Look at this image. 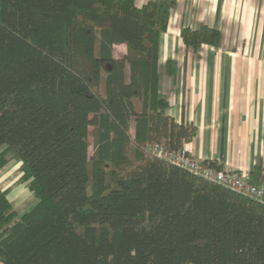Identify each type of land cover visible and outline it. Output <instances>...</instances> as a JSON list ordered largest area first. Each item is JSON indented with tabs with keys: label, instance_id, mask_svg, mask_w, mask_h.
<instances>
[{
	"label": "trees",
	"instance_id": "trees-1",
	"mask_svg": "<svg viewBox=\"0 0 264 264\" xmlns=\"http://www.w3.org/2000/svg\"><path fill=\"white\" fill-rule=\"evenodd\" d=\"M175 6L0 0V171L20 162L31 193L13 207L0 188V264H264V205L152 151L195 134L158 95ZM180 37L220 41L208 26Z\"/></svg>",
	"mask_w": 264,
	"mask_h": 264
},
{
	"label": "crops",
	"instance_id": "crops-1",
	"mask_svg": "<svg viewBox=\"0 0 264 264\" xmlns=\"http://www.w3.org/2000/svg\"><path fill=\"white\" fill-rule=\"evenodd\" d=\"M200 26L219 31L218 46L183 43L181 29ZM113 49L126 53L123 44ZM158 95L175 123L195 128L184 150L264 186V0H176L158 40ZM19 167L12 162L0 171L13 207L31 195L18 183Z\"/></svg>",
	"mask_w": 264,
	"mask_h": 264
},
{
	"label": "built area",
	"instance_id": "built-area-1",
	"mask_svg": "<svg viewBox=\"0 0 264 264\" xmlns=\"http://www.w3.org/2000/svg\"><path fill=\"white\" fill-rule=\"evenodd\" d=\"M154 155L167 163L186 170L191 175L213 182L244 198L264 205V186L255 185L247 173L228 170H216L204 161L192 156L186 150L168 151L160 145H154Z\"/></svg>",
	"mask_w": 264,
	"mask_h": 264
},
{
	"label": "rangeland",
	"instance_id": "rangeland-1",
	"mask_svg": "<svg viewBox=\"0 0 264 264\" xmlns=\"http://www.w3.org/2000/svg\"><path fill=\"white\" fill-rule=\"evenodd\" d=\"M116 50H117V52H118L120 49H119V48H117ZM102 81H103V79H102ZM89 142H90V147H89V154L91 155V153H92V146H91L92 137H91V134H90V136H89Z\"/></svg>",
	"mask_w": 264,
	"mask_h": 264
}]
</instances>
